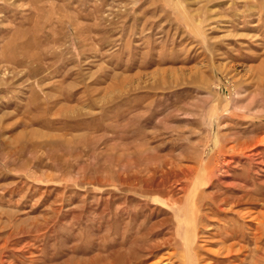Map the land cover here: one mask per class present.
I'll list each match as a JSON object with an SVG mask.
<instances>
[{
	"label": "rangeland",
	"instance_id": "1",
	"mask_svg": "<svg viewBox=\"0 0 264 264\" xmlns=\"http://www.w3.org/2000/svg\"><path fill=\"white\" fill-rule=\"evenodd\" d=\"M170 229L126 264H264V0H0V264Z\"/></svg>",
	"mask_w": 264,
	"mask_h": 264
},
{
	"label": "bare ground",
	"instance_id": "2",
	"mask_svg": "<svg viewBox=\"0 0 264 264\" xmlns=\"http://www.w3.org/2000/svg\"><path fill=\"white\" fill-rule=\"evenodd\" d=\"M179 172V171H178ZM180 175V174H179ZM172 176V175H171ZM175 177V176H174ZM187 177H188V174H187ZM179 178V177H178ZM190 178V177H189ZM159 179V178H158ZM172 179H174L173 177H172ZM171 179V180H172ZM177 179V178H176ZM157 181V180H156ZM170 182V181H169ZM190 182V181H189ZM154 185H155V183H154ZM177 185V184H176ZM187 186H189V185H187ZM179 187V186H178ZM176 188V187H175ZM173 189V188H172ZM184 189V188H183ZM187 189V188H186ZM223 189V188H222ZM176 190V189H175ZM170 191V188H167V189H165V193H168ZM177 192V191H176ZM170 193V192H169ZM172 193V192H171ZM174 193V192H173ZM180 193V192H179ZM176 195V194H175ZM180 198H178V197H176V198H178V199H180V201H181V196H179ZM217 197V196H216ZM215 198V197H214ZM220 198V197H219ZM221 199V198H220ZM219 199V200H220ZM223 199V198H222ZM221 199V200H222ZM212 200V199H211ZM225 200V199H224ZM244 200V199H243ZM237 201V200H236ZM214 202H215V199H214ZM213 202V203H214ZM218 202V201H217ZM223 202H226V201H223ZM207 204V203H206ZM227 204V203H226ZM208 205V204H207ZM224 205V204H223ZM217 206V205H216ZM213 207V206H212ZM220 208H222V207H220ZM205 209V208H204ZM214 209V208H213ZM225 209V208H224ZM222 210H223V208H222ZM207 211V210H206ZM210 212V211H209ZM208 212V213H209ZM227 213V212H226ZM207 214V213H206ZM223 214V213H222ZM208 217V216H207ZM209 217H210V215H209ZM216 217H218V216H216ZM214 218V217H213ZM221 219V218H220ZM222 221V220H221ZM212 222V221H211ZM216 222V221H215ZM223 222V221H222ZM157 223H162V221H158ZM207 223V222H206ZM153 225H150L151 227H152V230L157 226L158 227V225L156 224V222L155 223H152ZM205 224V223H204ZM209 224V223H208ZM218 224V223H217ZM223 224H225V221H224V223ZM207 225V224H206ZM206 225H204L205 226V228H206ZM215 225H216V223H215ZM213 226V225H212ZM226 226V225H225ZM217 227V226H216ZM219 227V226H218ZM229 228H230V226H229ZM140 229V228H139ZM165 229V228H164ZM167 229V228H166ZM220 229H222L221 227H220ZM219 230V229H218ZM234 230V229H233ZM164 231V230H163ZM216 231V230H215ZM229 231V230H228ZM139 232H140V230H139ZM206 232H207V230H206ZM225 232V231H224ZM223 232V233H224ZM231 231H229V232H226V237H228V236H230L231 235V233H230ZM157 233V232H156ZM213 233V232H212ZM144 234H146V233H144ZM218 234H220V232H218ZM153 235V234H152ZM151 235V236H152ZM162 235H164V234H162ZM220 235H222V234H220ZM219 235V236H220ZM136 236V235H135ZM155 236V235H154ZM160 236V235H159ZM158 236V237H159ZM223 236V235H222ZM133 237V236H132ZM139 237V236H138ZM138 237L136 238V239H138ZM238 237V236H237ZM242 237V236H241ZM155 238V237H154ZM220 238V237H219ZM233 238H234V236H233ZM135 239V238H134ZM133 239V240H134ZM211 239V238H210ZM209 239V240H210ZM212 239H214V238H212ZM211 239V240H212ZM216 239V238H215ZM143 240H146L145 238L143 239ZM221 241L223 240V238L222 239H220ZM148 241V240H147ZM173 241H174V237H173V232H172V230L170 229V230H167V234L166 235H164V236H162L161 238H159V239H154V241H152V242H149V243H147L146 245H144V244H141L140 245V248H144L145 250L144 251H142L141 253H139V254H137V255H134V254H132L131 256L130 255H126L125 256V258H124V263L123 264H126L129 260H131L132 258H133V260L135 261V262H141L143 259H145V260H147V259H149L148 257H150L151 255H153V254H155L156 252H155V250H157L158 249V247H160L162 244H167V243H173ZM136 242V241H135ZM140 242V241H139ZM208 242V241H207ZM213 242V241H212ZM212 242H211V244H212ZM216 242H217V240L216 241H214L213 242V244L215 243L216 244ZM224 242V244H225V240L223 241ZM230 242V241H229ZM142 243H144V242H142ZM228 243V242H227ZM227 243H226V245H227ZM232 243V242H231ZM132 244V243H131ZM136 244V243H135ZM134 244V245H135ZM174 244V243H173ZM176 244V243H175ZM223 244V245H224ZM230 243H228V245H229ZM137 245V244H136ZM177 245V244H176ZM230 246H231V244H230ZM222 247H224V246H222ZM221 247V248H222ZM236 247V246H235ZM134 248H135V246H134ZM139 248V247H138ZM139 248V249H140ZM165 248H167V247H165ZM173 248H174V245H173ZM232 248H234V247H232ZM243 248V247H242ZM137 249V248H136ZM224 249H226V246H225V248ZM231 249V247H228L227 246V249L226 250H228V251H226L223 255H222V253H221V255L222 256H218V257H215V263L216 264H233L234 262V260H232L231 258H230V256H232L231 254H230V250ZM141 250V249H140ZM163 250H165V249H163ZM208 250V249H207ZM241 250V249H240ZM212 250H210V252H211ZM234 251V250H233ZM157 252H159V251H157ZM209 252V253H210ZM167 253H169V252H167ZM214 253H215V251H214ZM207 255V254H206ZM97 256V255H96ZM104 256V255H103ZM208 256V255H207ZM209 256H211V255H209ZM233 256H236V255H233ZM233 256H232V258H233ZM99 257V256H98ZM97 257V258H98ZM102 257V256H101ZM107 257H108V255H107ZM162 257L163 256H161L160 257V259L159 260H157V261H155L154 263H151V264H157L159 261H162L161 259H162ZM213 257V256H212ZM96 258V257H95ZM109 258V257H108ZM111 258V257H110ZM151 258V257H150ZM172 258V257H171ZM209 258V257H208ZM211 258V257H210ZM103 259V258H102ZM167 259V258H166ZM96 260H98V259H96ZM106 260V259H105ZM94 261V260H93ZM211 261V260H210ZM95 262V261H94ZM109 262V261H108ZM142 262H144V261H142ZM148 262V261H147ZM165 262V261H164ZM213 262V263H214ZM91 263H92V261H91ZM146 263V262H145ZM93 264V263H92ZM97 264H98V261H97ZM104 264H108V263H104ZM109 264H121V263H119L118 261H113V263H109ZM133 264V263H132ZM236 264V263H235Z\"/></svg>",
	"mask_w": 264,
	"mask_h": 264
}]
</instances>
